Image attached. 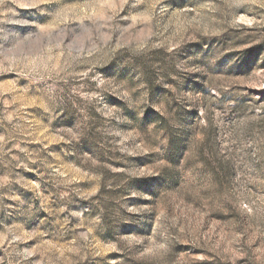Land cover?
I'll list each match as a JSON object with an SVG mask.
<instances>
[{
    "label": "rangeland",
    "instance_id": "rangeland-1",
    "mask_svg": "<svg viewBox=\"0 0 264 264\" xmlns=\"http://www.w3.org/2000/svg\"><path fill=\"white\" fill-rule=\"evenodd\" d=\"M0 264H264V0H0Z\"/></svg>",
    "mask_w": 264,
    "mask_h": 264
}]
</instances>
